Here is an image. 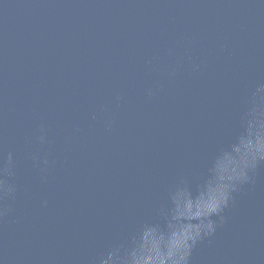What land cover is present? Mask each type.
Instances as JSON below:
<instances>
[{"label": "water", "instance_id": "1", "mask_svg": "<svg viewBox=\"0 0 264 264\" xmlns=\"http://www.w3.org/2000/svg\"><path fill=\"white\" fill-rule=\"evenodd\" d=\"M262 84L264 0H0V141L17 187L0 264H95L163 227L169 192L183 178L195 195ZM40 125L46 183L29 158ZM254 180L190 264H264V165Z\"/></svg>", "mask_w": 264, "mask_h": 264}, {"label": "clouds", "instance_id": "2", "mask_svg": "<svg viewBox=\"0 0 264 264\" xmlns=\"http://www.w3.org/2000/svg\"><path fill=\"white\" fill-rule=\"evenodd\" d=\"M179 68V64L170 66L166 74L175 76ZM198 70L193 65V71ZM154 94L149 89L148 99ZM115 99L119 103L122 98ZM100 111L108 109L103 107ZM113 123L106 121L105 130H111ZM240 126L242 131L213 160L207 178L197 187L195 195L183 178L169 192L170 208H162L158 213L164 221L163 227L142 225L126 244L111 247L95 264H190L197 245L210 240L224 225V212L234 203L233 194L245 185L254 184L258 167L264 165V84L256 87L248 98ZM47 131L43 125L37 129L32 144L38 147L29 157L38 168L42 183L47 182L49 167L47 155L41 156L43 146L49 143ZM14 180L13 154H5L0 141V224L14 211L12 204L17 193Z\"/></svg>", "mask_w": 264, "mask_h": 264}]
</instances>
